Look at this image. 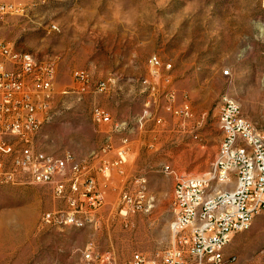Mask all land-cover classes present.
Here are the masks:
<instances>
[{
    "label": "rangeland",
    "instance_id": "obj_1",
    "mask_svg": "<svg viewBox=\"0 0 264 264\" xmlns=\"http://www.w3.org/2000/svg\"><path fill=\"white\" fill-rule=\"evenodd\" d=\"M15 1L24 9L0 14V41L56 60L50 109L35 147L88 157L110 134L108 125L91 118L92 106L98 105L115 120H132V153L105 181L93 160L90 172L105 204L93 212L95 223L81 228L41 224L42 212L63 204L53 197L51 185L0 184V264H77L87 243L111 255L105 264H127L134 252L158 257L171 240L174 180L169 171L197 175L210 168L220 139V95L231 96L264 135V0ZM152 55L162 65L169 63L170 70L162 66L152 73ZM78 68L86 69L92 81L111 74L116 80L105 92L89 87L80 93L71 76ZM168 88L174 104L188 102V118L165 111ZM143 110L150 115L136 127ZM141 178L149 207L123 217L119 194ZM224 253L244 264H264V212L249 229L233 235Z\"/></svg>",
    "mask_w": 264,
    "mask_h": 264
},
{
    "label": "built area",
    "instance_id": "obj_2",
    "mask_svg": "<svg viewBox=\"0 0 264 264\" xmlns=\"http://www.w3.org/2000/svg\"><path fill=\"white\" fill-rule=\"evenodd\" d=\"M23 9L15 0H0V14H17ZM50 30L59 29L50 25ZM149 65L156 75L162 66L167 71L171 68L162 65L155 55L149 58ZM71 76L80 93L89 87L105 92L116 80V75L111 74L92 81L83 68L74 69ZM55 78L53 57L32 58L29 52L0 41V184L26 181L51 185L53 197L63 204L42 212L41 224L81 228L95 223L93 212L105 204L104 192L95 186L90 172L93 160L97 159L94 171L104 178L112 170L119 171L130 153L132 120H115L106 109L94 105L92 120L108 125L110 131L97 151L78 158L69 151L54 155L37 149L34 140L49 112ZM163 81L168 83L170 75H165ZM165 96V111L181 118L191 115L188 102L174 104L170 88ZM217 107L220 139L210 168L197 175L169 171L174 180L170 244L158 257L146 259L141 252H134L127 264H228L223 261L226 245L235 233L249 229L254 218L264 212V135L241 115L240 109L230 106L228 94L220 95ZM149 115L143 110L134 126L142 127ZM113 135H119L118 146L111 141ZM113 151L115 158H106ZM206 179H214L212 191H205ZM228 182L236 183L234 194L218 190V183ZM214 192H223V199H214ZM147 199L145 180L141 178L133 189L120 192L118 212L126 217L129 212L147 210ZM80 253L77 264H105L112 260L109 253H100L92 243H87Z\"/></svg>",
    "mask_w": 264,
    "mask_h": 264
},
{
    "label": "bare ground",
    "instance_id": "obj_3",
    "mask_svg": "<svg viewBox=\"0 0 264 264\" xmlns=\"http://www.w3.org/2000/svg\"><path fill=\"white\" fill-rule=\"evenodd\" d=\"M54 28H56L55 25ZM32 58H36L32 53H30ZM165 67H171L169 63L164 65ZM223 73V72H222ZM228 102L232 108L239 109L238 103L228 95ZM4 184V183H1ZM214 189V179H206L205 183V191H212ZM218 190L219 191H226L227 194H234L236 191V183L235 182H228V183H218ZM214 199H223V192H214ZM41 218V215H40ZM223 261H228V264H241L238 261L237 257L234 254H223Z\"/></svg>",
    "mask_w": 264,
    "mask_h": 264
},
{
    "label": "crops",
    "instance_id": "obj_4",
    "mask_svg": "<svg viewBox=\"0 0 264 264\" xmlns=\"http://www.w3.org/2000/svg\"><path fill=\"white\" fill-rule=\"evenodd\" d=\"M132 133H129L128 134V139H129V147H130V153H132ZM108 136V135H107ZM111 141H112V143H113V145L114 146H118L119 145V135H115V136H112V138H111ZM103 144V143H102ZM129 153V154H130ZM109 154H112L113 156L112 157H109L110 159H113V158H115V152L113 151V152H110ZM108 154V155H109ZM128 156V155H127ZM106 158H107V155H106ZM108 158V159H109ZM107 178H105L104 179V181L106 180Z\"/></svg>",
    "mask_w": 264,
    "mask_h": 264
}]
</instances>
